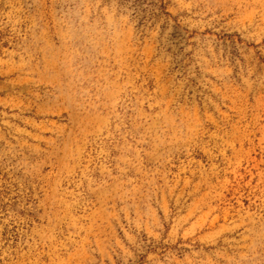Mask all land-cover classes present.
I'll use <instances>...</instances> for the list:
<instances>
[{
	"label": "rangeland",
	"instance_id": "374dc122",
	"mask_svg": "<svg viewBox=\"0 0 264 264\" xmlns=\"http://www.w3.org/2000/svg\"><path fill=\"white\" fill-rule=\"evenodd\" d=\"M0 264H264V0H0Z\"/></svg>",
	"mask_w": 264,
	"mask_h": 264
}]
</instances>
